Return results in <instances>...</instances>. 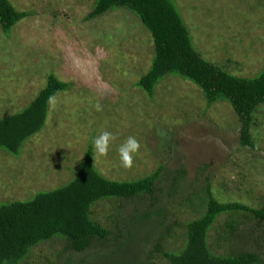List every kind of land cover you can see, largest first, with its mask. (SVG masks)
<instances>
[{
    "label": "rangeland",
    "instance_id": "rangeland-1",
    "mask_svg": "<svg viewBox=\"0 0 264 264\" xmlns=\"http://www.w3.org/2000/svg\"><path fill=\"white\" fill-rule=\"evenodd\" d=\"M96 1L11 0L19 10L32 13L9 37L0 26V117L29 106L52 72L71 89L55 96L43 129L24 143L20 155L0 147V204L28 201L75 179L93 149V138L108 131L115 137L108 153L99 155L93 149L95 166L103 176L136 181L159 167L164 170L156 190L162 202L152 208L150 196L102 200L93 212L104 225L113 224L119 213L123 224L136 215L135 210L160 208L170 223L179 224L166 244L174 250L184 244L186 221L200 214L189 194L203 196L208 185L222 201L263 208L264 104L256 114L254 149L242 146L240 118L231 105L222 101L208 106L192 81L167 75L149 96L137 82L152 65V34L137 15L123 8L87 20ZM175 1L206 60L238 76H255L264 69V0ZM129 136L140 148L132 166L124 167L118 149ZM182 172L171 195L170 184ZM194 203L201 205L198 199ZM226 218L223 215L213 225L210 241L222 233ZM240 229L252 231L243 234V241L264 259V221L250 218ZM231 244L223 242L215 250L236 252ZM65 247L64 239L42 243L21 264L106 262L95 263L91 250L77 253Z\"/></svg>",
    "mask_w": 264,
    "mask_h": 264
},
{
    "label": "trees",
    "instance_id": "trees-1",
    "mask_svg": "<svg viewBox=\"0 0 264 264\" xmlns=\"http://www.w3.org/2000/svg\"><path fill=\"white\" fill-rule=\"evenodd\" d=\"M122 8L137 15L154 39L151 68L137 86L153 97L157 85L167 75L192 81L204 93L208 106L222 101L231 105L240 118L242 146L255 149L256 114L264 104V69L255 76H238L206 60L195 47L175 0H97L87 20ZM31 13L19 10L11 0H0V26L8 37ZM67 89H71L70 83L60 80L53 72L49 74L47 86L29 106L0 117V147L20 155L24 143L43 129L49 114V98ZM163 170L164 167H159L136 181L111 180L98 171L91 147L76 178L66 185L40 192L28 201L0 204V264H21L33 248L55 239H64L67 251L91 250L89 256L95 263L105 260V264H158L163 261L167 264H264L261 253L248 250V242L243 241V234L252 231L240 229L250 218L264 221V207L259 209L237 200L222 201L211 185L203 196L189 194L188 199L200 214L186 221L184 244L179 249L166 248L168 237L175 236L173 229L179 224L170 223L169 215L160 208L141 213L135 210L136 215L123 224L119 218L122 213L109 225L94 217L93 207L109 198L150 196L154 208L155 203L162 202L156 190ZM183 173L174 177L170 184L171 195L177 191ZM195 199L201 205H195ZM223 215L227 218L222 233L215 241H210L213 225ZM154 216L163 219L155 222ZM152 223L155 227H151ZM223 242L232 243L231 248L234 245L237 251L218 253L215 248ZM124 251L129 254L123 255Z\"/></svg>",
    "mask_w": 264,
    "mask_h": 264
},
{
    "label": "clouds",
    "instance_id": "clouds-1",
    "mask_svg": "<svg viewBox=\"0 0 264 264\" xmlns=\"http://www.w3.org/2000/svg\"><path fill=\"white\" fill-rule=\"evenodd\" d=\"M55 97H50V102H53ZM115 139L113 134L104 131L95 136L92 141L94 151L99 155H106L108 153L110 143ZM140 144L135 137L129 136L118 149L120 161L124 167H131L133 162V154L138 151Z\"/></svg>",
    "mask_w": 264,
    "mask_h": 264
},
{
    "label": "bare ground",
    "instance_id": "bare-ground-1",
    "mask_svg": "<svg viewBox=\"0 0 264 264\" xmlns=\"http://www.w3.org/2000/svg\"><path fill=\"white\" fill-rule=\"evenodd\" d=\"M157 194V193H156Z\"/></svg>",
    "mask_w": 264,
    "mask_h": 264
}]
</instances>
